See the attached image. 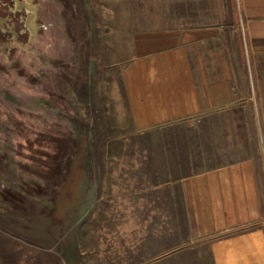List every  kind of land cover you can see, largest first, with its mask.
Here are the masks:
<instances>
[{
	"label": "rangeland",
	"instance_id": "1",
	"mask_svg": "<svg viewBox=\"0 0 264 264\" xmlns=\"http://www.w3.org/2000/svg\"><path fill=\"white\" fill-rule=\"evenodd\" d=\"M6 1L0 264H214L212 242L190 238L184 209L174 199L179 213H170L163 187L247 157L264 164V102L256 101L264 84L253 102L237 97L229 107L243 132L234 144L219 134L205 141L206 120L195 135H157L155 99L135 85L157 78L167 60L186 61V36L166 35L183 29L170 19L177 0H0L1 9ZM220 27L233 23L213 25V51L229 46L240 61ZM126 31L143 33L132 40L142 47H127Z\"/></svg>",
	"mask_w": 264,
	"mask_h": 264
},
{
	"label": "crops",
	"instance_id": "2",
	"mask_svg": "<svg viewBox=\"0 0 264 264\" xmlns=\"http://www.w3.org/2000/svg\"><path fill=\"white\" fill-rule=\"evenodd\" d=\"M177 1L178 11L173 10L170 19L173 27L187 30L166 35L186 36V61L167 60L161 68L165 73L137 80L140 84L135 86L139 87L140 96L155 99L153 128L157 135H195L197 124L206 120L205 126L198 130L205 141L209 134H219L220 140L234 144L243 132L232 119H237L240 112L229 107L237 102V97L253 102L264 84V0H230V17L224 11L220 13L221 0ZM225 22L233 23V27L230 30L226 27L227 31L220 27L219 33L227 32L235 39L232 46L240 61H233L229 46H225L227 51L212 49V27ZM138 38L143 39L144 34L126 31V46L142 47L141 42H136ZM243 53L249 55L248 63L243 61ZM126 86L125 96L131 93ZM256 101L264 102L259 98ZM180 125L186 130L179 132ZM159 145L163 151V145ZM155 165L163 166L164 162ZM170 165L174 163L167 162L166 166ZM174 189L180 192L181 202L174 196ZM163 191L169 197L171 214L179 213L174 211L176 204V209H184L190 238L212 242L214 264H264V164L259 160L247 157L197 172L181 181L176 179L175 183L171 179Z\"/></svg>",
	"mask_w": 264,
	"mask_h": 264
},
{
	"label": "flooded vegetation",
	"instance_id": "3",
	"mask_svg": "<svg viewBox=\"0 0 264 264\" xmlns=\"http://www.w3.org/2000/svg\"><path fill=\"white\" fill-rule=\"evenodd\" d=\"M6 3H8L7 7L8 8H0V17L4 18L6 16H12V12H9V9L11 8L9 5H11V3L9 4V1H6ZM8 42V34L3 33L0 31V45L5 44Z\"/></svg>",
	"mask_w": 264,
	"mask_h": 264
}]
</instances>
